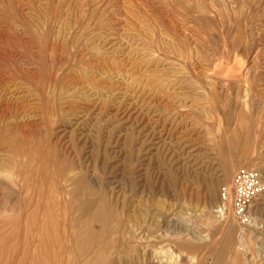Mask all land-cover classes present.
<instances>
[{
    "label": "rangeland",
    "instance_id": "1",
    "mask_svg": "<svg viewBox=\"0 0 264 264\" xmlns=\"http://www.w3.org/2000/svg\"><path fill=\"white\" fill-rule=\"evenodd\" d=\"M0 264H264V0H0Z\"/></svg>",
    "mask_w": 264,
    "mask_h": 264
},
{
    "label": "built area",
    "instance_id": "2",
    "mask_svg": "<svg viewBox=\"0 0 264 264\" xmlns=\"http://www.w3.org/2000/svg\"><path fill=\"white\" fill-rule=\"evenodd\" d=\"M257 181V175L252 170L244 169L237 173L233 179V185L235 186V196L233 200L229 198L228 192L225 188L221 191L220 203L217 206L216 214L222 216L227 210V206L231 204L233 209L239 216H243L246 209V202L249 198L245 191L246 184H253Z\"/></svg>",
    "mask_w": 264,
    "mask_h": 264
},
{
    "label": "bare ground",
    "instance_id": "3",
    "mask_svg": "<svg viewBox=\"0 0 264 264\" xmlns=\"http://www.w3.org/2000/svg\"><path fill=\"white\" fill-rule=\"evenodd\" d=\"M170 46V45H169ZM241 83H243V82H245L246 81V79H245V71L243 70V72H242V74H241ZM233 79V78H232ZM210 80V79H209ZM226 132V131H225ZM103 203H101V205H100V209H101V207L103 206L102 205ZM215 212H216V210H215ZM104 221V220H103ZM168 259V258H167ZM192 261V260H191ZM159 263V262H158Z\"/></svg>",
    "mask_w": 264,
    "mask_h": 264
}]
</instances>
